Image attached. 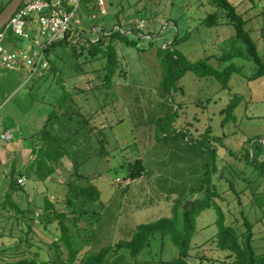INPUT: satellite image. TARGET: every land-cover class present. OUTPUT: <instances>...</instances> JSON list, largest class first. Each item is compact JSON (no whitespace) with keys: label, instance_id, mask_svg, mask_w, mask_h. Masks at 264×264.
<instances>
[{"label":"rangeland","instance_id":"374dc122","mask_svg":"<svg viewBox=\"0 0 264 264\" xmlns=\"http://www.w3.org/2000/svg\"><path fill=\"white\" fill-rule=\"evenodd\" d=\"M7 2L0 0V9ZM227 2L246 21L244 30L250 32L259 57L264 59V0ZM217 11L219 5L210 0H89L81 3L77 12L84 19L83 25L74 27L68 43L49 49L47 69H40L30 80L23 70L6 71L0 77V133L4 128L13 135L9 142L0 140V264L26 258L38 246L42 258L59 264L53 241L61 234L60 222L68 227L73 246L80 249L79 259L130 240L142 223L174 216L182 226L184 204L200 198L189 192L201 177L206 159L181 141L165 145L157 139V132L169 133L173 120L166 119L156 131L157 121L173 111L177 112L173 117L175 127L187 128L194 136L210 127L222 138V144L235 152L250 140V155L264 159V76L248 79L255 65L246 45L236 38V21L222 19L221 12L218 25L203 24L208 14ZM117 21L127 32L128 41L137 42V46L113 41L116 63L114 73L106 80V55L88 54V44L75 41L76 32L88 34L94 43L98 35H93L92 27L109 29ZM135 21H139V28L134 27L136 32L132 34L127 24L134 26ZM183 36L186 38L179 39L173 48L190 62L235 55L237 48H242V53L231 60H210L218 69L231 62L241 67L228 89H223L215 77H197L187 71L178 84L181 91L168 95L163 90L158 50ZM9 38L15 39L13 43L19 40ZM103 40L104 49L110 39ZM20 41L16 47L29 45L27 40ZM3 46L15 49L6 41ZM235 97L239 102L229 116L224 110ZM56 109L66 115L55 117L49 129L64 138L77 131L67 141L74 157L63 158L61 167L45 181L32 179L28 171L36 155L27 134L42 129ZM217 149L220 171L214 184L221 198L214 200L226 213V224L235 219L241 222L244 216L257 222L253 226L254 246H260L257 253H264V167L246 166L245 162L234 161L225 149ZM136 160L142 162L144 170L133 179L126 174ZM12 163L15 172H21L17 178L25 179L21 188L10 186ZM74 184L95 187L97 198L75 197L78 191L69 187ZM8 192L10 199L6 200ZM45 197L65 216L56 217L49 211L48 217L42 218ZM194 211L191 207L188 214L195 225L189 263L226 264V253L208 242L219 231L216 211ZM177 255L170 235L156 234L136 258L114 248L102 264H169ZM60 257L67 261L65 246Z\"/></svg>","mask_w":264,"mask_h":264},{"label":"trees","instance_id":"16d2710c","mask_svg":"<svg viewBox=\"0 0 264 264\" xmlns=\"http://www.w3.org/2000/svg\"><path fill=\"white\" fill-rule=\"evenodd\" d=\"M10 1L11 0H8L6 6ZM210 1L214 5H219V11L208 14V16L204 18L203 24L207 27L218 25L221 12L222 19L227 18L232 22L236 21V23H238L236 38H238L244 46L246 45V50L251 58V61L255 65V71L252 73V75L248 76V79L256 80L263 77L264 59L259 57L256 45L250 37V32L244 30L246 21L242 20L241 16L236 14V12L234 11V7L230 5L227 0ZM3 10L4 7L0 9V14ZM129 24L131 28L127 31H130V33L134 34L136 32V29H134L132 23L129 22L127 25ZM115 26L123 29V25L119 21H117L116 24L110 26L109 29H107L105 26H102L103 32L105 31L107 32V34H103V32L99 33V39L94 43L88 42L87 47L88 54H91L92 56L96 57V55L98 56V54L106 55V80H108L109 77L114 73V64L116 63V50L113 41L119 40L123 41L126 45L129 46H137V42L128 41L127 32L124 33L120 30H115ZM184 38L186 37H176L168 47H161L158 50V55L159 57H161V64L163 67V78L161 81L163 90L168 95H171L172 93L174 94L178 90L181 91V87L178 84L187 71H192L197 77H215L221 83L223 89H228L229 81L234 74L241 73V67L231 62L223 69H218L211 64L210 60L212 58L219 59L220 61L231 60L235 55H240L242 53V48L238 47L235 55L226 54L219 58L213 56L204 57L195 62H190L183 54L173 48V46L176 45L179 39L182 40ZM103 39H110L109 44H107L104 49L102 48V44L104 43ZM68 42L69 41H61L58 43H54L46 50V56L49 49L55 44ZM238 102V97H235L231 100L227 108L224 110L227 115L231 116V112L236 107ZM176 113V111H173L171 114L159 119L156 123V131H158V126L163 125L166 119L173 120L174 122L175 119L173 117ZM59 114L66 115V113L63 111L57 109L53 110L52 113L49 114L43 128L27 138V141H29L33 153H35L36 155L35 159L32 162V166L28 171V177L31 176L32 179L35 178L45 181L47 178L53 175L58 168L61 167L60 163L62 162L63 158L72 160L74 157V151L67 145V141L74 137V135L77 134V131L69 134L67 138H64L62 135H59L57 132L49 129L50 122ZM173 122H171L172 126H170L171 128L168 134L157 132V139L165 145L169 142L175 143L181 141L184 146L187 147V149H189L191 152H196L198 154L204 155L206 159V161L201 165L203 173L201 174V177L197 179L196 183L190 188L189 193L190 195L198 194V197H200L195 198L192 201L191 207L195 209L194 213L207 208H214L217 213L215 224L219 227V231L214 237L210 238L208 242H212L213 244H215L218 250L226 253V258L229 259L228 261H226V264H264V253H257L256 249H259L260 246H254L256 232H254L253 226L257 222H253L249 218L244 216L242 217L243 220H241V222L240 220L238 221L237 219H235L233 221L234 223L229 222L226 224V213L215 201L216 198H221V193L218 192L214 184V178L220 171V168H217L216 165V159L218 157L217 148L225 149L226 153L231 156L234 161L245 162L246 166L264 167V159L256 158L255 154L250 155V140H247L245 143H243L239 152H235L231 149L226 148L222 144V138L220 136L214 135L211 132L210 127H207L202 133L194 136L189 129H180L178 127H175ZM256 138L259 139V137ZM143 170L144 168L142 166V162L140 160H136L135 163L130 164L128 174H126V176L133 179L138 178L141 176ZM19 175H21V172L16 173L14 163H12V170L10 171L11 187L18 186L21 188L20 183H18L19 178H17ZM222 177L223 176H221L220 178ZM246 178L247 177H245L244 180ZM69 187L74 189V191H78V193H75V197L77 198L82 195H87L89 199L94 201V199L98 196L97 189L93 186H78L74 184L73 186L69 185ZM233 187V184H231V188ZM9 199L10 193L8 192L6 194V200ZM181 199L182 198L178 199L177 203H179ZM72 205L74 206V204ZM176 206L177 204L173 207V210L176 208ZM13 207L16 212L18 211L19 213L18 206L16 204H13ZM190 208L183 210L184 220L182 221V226H179V224L177 223V219L174 216L170 218H160L150 223H142L136 226L130 240L120 241L114 247L110 245L105 246L100 249L98 253L88 256L85 255L80 259V249L73 246L72 236L69 233L68 227L63 222H60L61 234L58 240L53 241V244L57 249V260L59 264H73L76 261L78 264H102L104 260H106L108 253L114 248L126 250L129 253L130 258H136L140 251L149 243L154 235L161 234L162 236H164L168 234L170 235V238L174 245L178 248L177 257L170 261L169 264H190L188 258L190 256L189 252L191 250V237L195 231L194 221L193 219H190L188 217ZM42 211V218H47L49 215V211L54 212L56 217L65 216V214L58 212L54 204L49 200V198L47 199V197H45V206L43 207ZM74 211L76 212L77 210L75 209ZM258 222H261V220L259 219ZM62 246H65V248L67 249L66 262H63L60 257V254L62 253ZM7 264H50V260L48 258L41 257L38 246L37 249L31 252L28 257L8 262Z\"/></svg>","mask_w":264,"mask_h":264},{"label":"built area","instance_id":"2783aa9c","mask_svg":"<svg viewBox=\"0 0 264 264\" xmlns=\"http://www.w3.org/2000/svg\"><path fill=\"white\" fill-rule=\"evenodd\" d=\"M89 0H24L14 12L8 22L0 29V67L8 71L26 70L27 80H30L40 69L48 68L49 62L46 50L61 41H68L74 27L83 25L82 18L78 17V10L81 3H88ZM96 16L93 15L92 18ZM139 21H135L134 27L139 28ZM97 26L90 30L99 39ZM115 30H123L117 26ZM98 31V32H97ZM35 33V35L33 34ZM98 33V34H97ZM107 34V32H103ZM10 36L30 42L26 48L8 50L3 42ZM76 40L88 44L92 42L88 34L80 31L76 33ZM13 135L9 132H2L0 140L9 142ZM25 179L19 178L18 183Z\"/></svg>","mask_w":264,"mask_h":264},{"label":"water","instance_id":"95a60500","mask_svg":"<svg viewBox=\"0 0 264 264\" xmlns=\"http://www.w3.org/2000/svg\"><path fill=\"white\" fill-rule=\"evenodd\" d=\"M24 0H11L0 14V29L8 22L14 12L19 8ZM264 143V142H263ZM191 201L184 204L183 209H187L191 205Z\"/></svg>","mask_w":264,"mask_h":264},{"label":"crops","instance_id":"0c3cea01","mask_svg":"<svg viewBox=\"0 0 264 264\" xmlns=\"http://www.w3.org/2000/svg\"><path fill=\"white\" fill-rule=\"evenodd\" d=\"M34 35H35V33H33ZM14 40L15 39H11V38H7V40H5L6 41V43L8 44V45H11L13 48H15V49H17V48H20L21 46H18V47H16L17 45V41H19V43H22V41H20V39L19 40H17L16 39V41H15V43H13L14 42ZM30 46V42H29V45L27 46V47H29ZM6 71H8V70H4L3 68H1L0 67V77L6 72ZM23 71H26V70H23ZM14 72V71H13ZM6 132V131H9V129H4L3 128V130H2V132ZM36 132H38V131H36ZM36 132H34V133H28L27 134V138L29 137V136H32L33 134H35ZM1 134V133H0Z\"/></svg>","mask_w":264,"mask_h":264}]
</instances>
